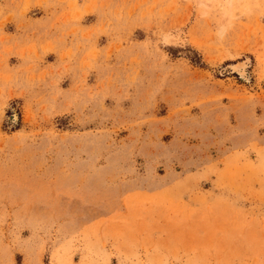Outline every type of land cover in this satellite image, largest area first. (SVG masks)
Listing matches in <instances>:
<instances>
[{"label": "rangeland", "instance_id": "rangeland-1", "mask_svg": "<svg viewBox=\"0 0 264 264\" xmlns=\"http://www.w3.org/2000/svg\"><path fill=\"white\" fill-rule=\"evenodd\" d=\"M0 264H264V0H0Z\"/></svg>", "mask_w": 264, "mask_h": 264}, {"label": "bare ground", "instance_id": "bare-ground-1", "mask_svg": "<svg viewBox=\"0 0 264 264\" xmlns=\"http://www.w3.org/2000/svg\"><path fill=\"white\" fill-rule=\"evenodd\" d=\"M237 67V66H236ZM242 70V69H241ZM242 72V71H241Z\"/></svg>", "mask_w": 264, "mask_h": 264}]
</instances>
